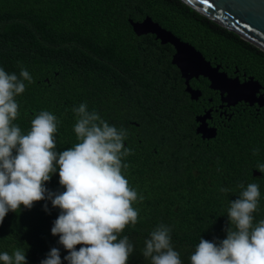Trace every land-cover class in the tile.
<instances>
[{
	"label": "trees",
	"instance_id": "trees-1",
	"mask_svg": "<svg viewBox=\"0 0 264 264\" xmlns=\"http://www.w3.org/2000/svg\"><path fill=\"white\" fill-rule=\"evenodd\" d=\"M147 17L225 71L237 69L264 85V51L181 0H0V68L30 73L33 82L25 81L15 97L19 115L13 123L27 134L40 112L55 115L57 152L78 143L73 109L81 104L126 131L131 154L122 174L144 197L133 203L138 223L118 236L133 245L127 264H151L142 253L161 224L171 228L181 264H191L201 238H226L228 208L240 184L259 185L253 223L264 220V173L253 174L264 164V117L237 116L209 147L185 142L180 126L190 117L180 106L185 85L172 64L174 47L153 34L138 36L129 21ZM45 186L64 191L58 168ZM225 187L231 190L222 192ZM59 214L47 199L10 211L0 223V253L22 249L28 264H41L55 247L68 264V251L51 232Z\"/></svg>",
	"mask_w": 264,
	"mask_h": 264
},
{
	"label": "clouds",
	"instance_id": "clouds-1",
	"mask_svg": "<svg viewBox=\"0 0 264 264\" xmlns=\"http://www.w3.org/2000/svg\"><path fill=\"white\" fill-rule=\"evenodd\" d=\"M25 81L33 82L27 70L21 68L17 75L0 68V223L21 205L31 209L34 202L47 199L60 210L51 232L68 251L64 257L68 264H127L133 245L127 236H118L129 224L138 223L139 210L133 203L144 197L138 198L122 174L129 167L123 160L131 154L124 146L126 131L110 126L81 104L73 109L78 143L57 152L55 115L40 112L27 134L13 123L19 115L15 97L25 91ZM57 168L64 191L52 192L45 185ZM257 169L264 173V164ZM239 187V197L228 208L226 238H201L190 256L191 264H264V220L253 223L259 185ZM170 233L171 228L161 224L145 241L142 254L151 264H181ZM77 245L83 246L77 250ZM0 262L28 264L22 249L0 253ZM41 264H62L60 250L52 248Z\"/></svg>",
	"mask_w": 264,
	"mask_h": 264
},
{
	"label": "water",
	"instance_id": "water-1",
	"mask_svg": "<svg viewBox=\"0 0 264 264\" xmlns=\"http://www.w3.org/2000/svg\"><path fill=\"white\" fill-rule=\"evenodd\" d=\"M202 15L208 17L217 24L236 33L242 39L264 51V0H181ZM133 31L138 35L153 34L161 44H170L174 47L172 64L181 72L185 79L186 90L191 93L192 99H196L195 92L189 81L192 78L203 76L210 82V88L227 93V99L233 102H245L250 106L259 104L258 97L264 86L253 76L241 82L238 77L230 78L226 72L220 70L221 65L213 66L211 61L197 50L189 42L181 40L171 31L163 28L151 17L143 21L129 20ZM246 75V74H245ZM226 99V100H227ZM206 138H212L216 134L204 130ZM254 176H260L261 172L254 170Z\"/></svg>",
	"mask_w": 264,
	"mask_h": 264
},
{
	"label": "flooded vegetation",
	"instance_id": "flooded-vegetation-1",
	"mask_svg": "<svg viewBox=\"0 0 264 264\" xmlns=\"http://www.w3.org/2000/svg\"><path fill=\"white\" fill-rule=\"evenodd\" d=\"M212 65L218 64L212 63ZM220 70L226 72L230 78L238 77L241 82L250 77L246 73L240 74L237 69L233 73H229L221 66ZM179 73L181 75L180 70ZM181 78L184 80L185 86L184 95H181L180 98V106L183 114H188L190 119L180 126V130L184 136L183 140L192 146L209 147L218 141L221 133L230 131L232 122L237 116L264 117V97L261 99L262 106L259 104L250 106L245 102H233L227 99V93L210 88L209 80L199 76L189 81L191 88L198 92L197 98L192 99L191 93L186 90L185 79L182 75ZM261 94L264 95L262 89L258 93V97ZM204 130H209L210 133L216 135L212 138H206L204 135L207 133L203 132Z\"/></svg>",
	"mask_w": 264,
	"mask_h": 264
}]
</instances>
